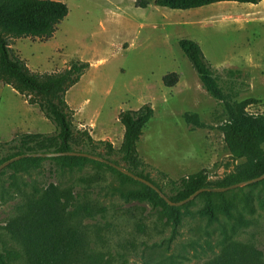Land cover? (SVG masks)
I'll list each match as a JSON object with an SVG mask.
<instances>
[{"label":"rangeland","instance_id":"obj_1","mask_svg":"<svg viewBox=\"0 0 264 264\" xmlns=\"http://www.w3.org/2000/svg\"><path fill=\"white\" fill-rule=\"evenodd\" d=\"M58 1L67 4L69 14L51 39L25 37L11 43L34 73L61 72L73 61L90 64L66 95L76 130L89 132L96 143L111 144V159L125 167L119 115L150 104L154 116L143 130L138 155L143 174L166 193L171 180L204 169L217 180L244 162L230 154L218 129L227 118L223 103L203 87L179 41L198 42L225 92L237 101L256 99L248 110L264 114V0L187 10L159 6L157 0H147L146 8L138 7L137 0ZM172 72L179 82L167 87L163 79ZM187 112L197 113L210 127L192 129L184 118ZM55 132L38 105L0 81V143L25 133ZM107 151L108 145L98 149L103 155ZM52 183L76 194V203L103 210L80 219L87 248L79 264H204L230 241L264 250V179L214 196L212 218L204 213L205 198L197 196L174 225L161 208L132 195L144 191L141 184L92 164L59 169L46 160L28 171H0V247L12 264L27 261L4 227L26 197Z\"/></svg>","mask_w":264,"mask_h":264},{"label":"trees","instance_id":"obj_2","mask_svg":"<svg viewBox=\"0 0 264 264\" xmlns=\"http://www.w3.org/2000/svg\"><path fill=\"white\" fill-rule=\"evenodd\" d=\"M262 0H157L156 4L171 9H195L219 2L258 4ZM147 0H137V6L146 8ZM69 14L66 3L58 0H0V81L11 85L19 94L26 97L29 104L38 105L41 112L56 127L53 134L25 133L12 141L0 143V166L6 161L33 152H88L112 160L114 148L105 142L96 143L87 131L76 130L69 115L66 100L68 90L76 85L90 67L88 62L73 61L61 72L34 73L12 48V39L33 37L51 39L58 25ZM180 47L189 58L201 80L203 87L215 99L221 101L226 111V121L218 126L224 134L226 147L237 160H244L234 171L224 177L211 180L207 170L184 176L178 181L171 180L170 193L163 192L174 202H181L203 188H224L255 179L264 174V114L248 110L257 102L250 98L234 100L220 85L214 68L207 60L201 46L192 39L183 38ZM164 85L174 87L179 82L176 72L165 75ZM154 116L150 104L137 110H125L119 120L125 128L120 147L125 168L148 180L141 167L143 161L138 155V143L144 128ZM186 123L192 128H208L197 113L184 114ZM101 145H108L105 155L98 152ZM55 162L59 169L85 168L92 164L95 168H106L144 187L143 192L132 195L150 202L153 208H161L174 225L181 223L187 206L169 205L154 189L116 168L99 160L82 156H59L53 158H24L9 166L15 172L28 171L41 167L44 161ZM120 165V164H119ZM3 174V172L1 173ZM152 181V180H151ZM223 192L204 191L199 196L205 198L204 213L214 217V196ZM78 197L70 191L61 190L52 183L45 190L25 198L18 213L9 220L4 230L24 250L27 264H79L87 248V232L81 224L83 218H93L103 212L92 203L75 202ZM192 203V202H190ZM72 207V209H71ZM226 209V208H224ZM72 218L75 222H72ZM13 255V254H12ZM14 256V255H13ZM0 264H12L10 255L0 247ZM204 264H264V250L250 243L230 241L221 252Z\"/></svg>","mask_w":264,"mask_h":264},{"label":"water","instance_id":"obj_3","mask_svg":"<svg viewBox=\"0 0 264 264\" xmlns=\"http://www.w3.org/2000/svg\"><path fill=\"white\" fill-rule=\"evenodd\" d=\"M59 156H82V157H87V158H91V159H95V160H99L102 161L114 168H116L117 170H119L120 172L130 176L131 178L146 184L147 186L151 187L152 189H154L169 205L171 206H182L188 202H190L191 200H193L194 198H196L197 196H199L201 193H203L204 191H213V192H224V191H228L231 189H235L238 187H244L246 185H250L256 182H260L264 179V174L260 177H257L255 179L252 180H248L245 182H241V183H237L235 185L229 186V187H224V188H203L198 190L197 192H195L193 195H191L189 198L185 199L184 201L181 202H174L172 201L169 196L163 192V190L158 187L153 181L148 180L140 175H137L133 172H131L130 170H128L127 168L111 161L108 160L102 156H98V155H94L88 152H78V151H73V152H33V153H26V154H22L20 156L14 157L8 161H6L5 163H3L0 166V171H2L4 168H6L7 166H9L10 164L19 161L21 159L24 158H30V157H35V158H53V157H59Z\"/></svg>","mask_w":264,"mask_h":264}]
</instances>
